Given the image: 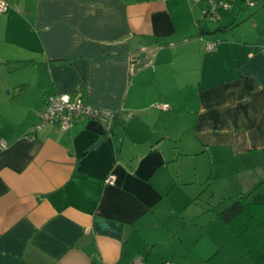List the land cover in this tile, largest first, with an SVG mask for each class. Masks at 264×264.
<instances>
[{
    "label": "crops",
    "instance_id": "crops-1",
    "mask_svg": "<svg viewBox=\"0 0 264 264\" xmlns=\"http://www.w3.org/2000/svg\"><path fill=\"white\" fill-rule=\"evenodd\" d=\"M2 1L0 264H249L196 246L178 190L183 166H264V0L218 23L202 0ZM54 93L119 112L113 131L80 116L33 132Z\"/></svg>",
    "mask_w": 264,
    "mask_h": 264
},
{
    "label": "rangeland",
    "instance_id": "rangeland-1",
    "mask_svg": "<svg viewBox=\"0 0 264 264\" xmlns=\"http://www.w3.org/2000/svg\"><path fill=\"white\" fill-rule=\"evenodd\" d=\"M226 13H230V11ZM182 174L196 177L192 183L178 190L181 204H183L181 208L184 207L182 210H184L186 218L189 217L195 222L193 231L199 236L197 239H201L196 242V246L203 245L205 241H208L204 240L207 238L213 242L225 244L229 250L232 245L240 247L228 228L217 218V212L221 209L219 205L223 199L248 190V182L253 176H258L255 180L262 178L264 166L244 168L237 165H223L220 169H215L214 172L205 166L199 167L196 173H193L189 167L185 166L184 169L183 166ZM244 259L243 263L245 261L251 264L247 258L244 257Z\"/></svg>",
    "mask_w": 264,
    "mask_h": 264
},
{
    "label": "trees",
    "instance_id": "trees-1",
    "mask_svg": "<svg viewBox=\"0 0 264 264\" xmlns=\"http://www.w3.org/2000/svg\"><path fill=\"white\" fill-rule=\"evenodd\" d=\"M245 2L238 0L236 3L246 6ZM223 31L224 28L217 27L211 34ZM199 33L203 34V30L200 29ZM24 91L25 85L17 86L15 95L21 96ZM219 207L221 209L217 212V218L238 242L242 257L247 258L251 264H264V176L244 193L223 199ZM206 264L229 263L223 251L217 250L207 259Z\"/></svg>",
    "mask_w": 264,
    "mask_h": 264
},
{
    "label": "built area",
    "instance_id": "built-area-1",
    "mask_svg": "<svg viewBox=\"0 0 264 264\" xmlns=\"http://www.w3.org/2000/svg\"><path fill=\"white\" fill-rule=\"evenodd\" d=\"M201 1V0H192ZM205 1L207 6L203 12V17L209 21L216 23L220 20L219 10L230 11L232 6L238 0H224L216 2L215 0H202ZM249 5H252L248 1ZM9 5L4 1L0 0V13H5L9 9ZM217 42H209L206 45L207 51H213L216 47ZM160 110H168L167 105L157 106ZM120 113L110 111H100L85 103L82 98L73 96L69 93H54L46 97L43 108L39 111V124L35 126L33 132H37L46 124H51L59 128L60 130L67 131L73 124L74 120L80 116H85L91 119H99L101 116L107 118L103 122L106 128H109L112 121L119 117ZM129 117V116H128ZM1 145H3L0 142ZM106 183L113 184L114 178L110 176L106 179ZM132 264H144L141 259H136Z\"/></svg>",
    "mask_w": 264,
    "mask_h": 264
},
{
    "label": "water",
    "instance_id": "water-1",
    "mask_svg": "<svg viewBox=\"0 0 264 264\" xmlns=\"http://www.w3.org/2000/svg\"><path fill=\"white\" fill-rule=\"evenodd\" d=\"M106 132L108 133H111L113 130H112V124L109 126V128H105ZM102 140V139H100Z\"/></svg>",
    "mask_w": 264,
    "mask_h": 264
}]
</instances>
